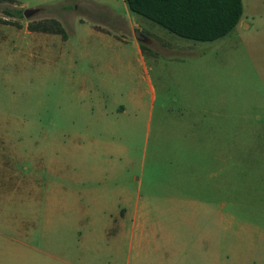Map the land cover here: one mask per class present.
<instances>
[{"label": "rangeland", "instance_id": "rangeland-1", "mask_svg": "<svg viewBox=\"0 0 264 264\" xmlns=\"http://www.w3.org/2000/svg\"><path fill=\"white\" fill-rule=\"evenodd\" d=\"M244 4L195 41L125 0H0V264H264V0ZM132 220L159 236L131 248Z\"/></svg>", "mask_w": 264, "mask_h": 264}, {"label": "trees", "instance_id": "trees-1", "mask_svg": "<svg viewBox=\"0 0 264 264\" xmlns=\"http://www.w3.org/2000/svg\"><path fill=\"white\" fill-rule=\"evenodd\" d=\"M128 7L167 30L195 41H214L229 34L243 14V0H125ZM10 13V12H7ZM1 20V18H0ZM38 22L29 30L62 34L65 29Z\"/></svg>", "mask_w": 264, "mask_h": 264}, {"label": "crops", "instance_id": "crops-1", "mask_svg": "<svg viewBox=\"0 0 264 264\" xmlns=\"http://www.w3.org/2000/svg\"><path fill=\"white\" fill-rule=\"evenodd\" d=\"M248 5H249V3H248ZM248 10H250V9L246 4H244V0H243V14H242V17H241L239 23L237 24L240 28H241L242 23H244L245 26H248L247 22L245 21V18H243V15L245 13H247ZM30 31H32V30H30ZM48 33H50V32H48ZM170 46L176 47L177 45H170ZM190 46H193V45L191 44ZM138 49L141 51V44L138 45ZM152 94L154 97V89L153 88H152ZM128 228L130 229L129 232L128 231L127 232H120L119 236H122V235L129 236L130 247L131 248H135V247L140 248L141 244H143V241H145L146 238H155V237H157V235L159 236V234L157 232L149 231L148 229L153 230V229H159L161 227L159 226V224H156V226L153 225L151 227H148L147 223H145V222H141L138 220H132V223H131L130 227H128ZM162 235H164V234H162ZM148 248L150 249L151 247L148 246Z\"/></svg>", "mask_w": 264, "mask_h": 264}, {"label": "water", "instance_id": "water-1", "mask_svg": "<svg viewBox=\"0 0 264 264\" xmlns=\"http://www.w3.org/2000/svg\"><path fill=\"white\" fill-rule=\"evenodd\" d=\"M39 11V8H33V9H27V10H25V16L26 17H28V16H30L31 14H34V13H37ZM137 37L138 38H142V36H141V34L137 31Z\"/></svg>", "mask_w": 264, "mask_h": 264}]
</instances>
